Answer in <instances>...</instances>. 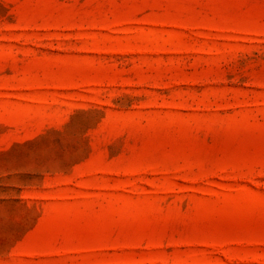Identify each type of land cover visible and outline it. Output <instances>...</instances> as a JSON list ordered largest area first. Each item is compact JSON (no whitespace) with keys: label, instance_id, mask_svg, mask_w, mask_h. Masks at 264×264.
Returning a JSON list of instances; mask_svg holds the SVG:
<instances>
[{"label":"rangeland","instance_id":"obj_1","mask_svg":"<svg viewBox=\"0 0 264 264\" xmlns=\"http://www.w3.org/2000/svg\"><path fill=\"white\" fill-rule=\"evenodd\" d=\"M0 264H264V0H0Z\"/></svg>","mask_w":264,"mask_h":264}]
</instances>
